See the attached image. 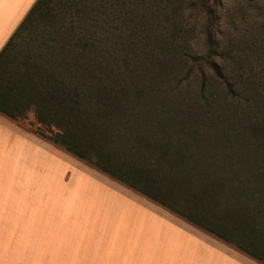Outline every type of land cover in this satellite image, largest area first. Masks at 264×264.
<instances>
[{
    "label": "trees",
    "instance_id": "trees-1",
    "mask_svg": "<svg viewBox=\"0 0 264 264\" xmlns=\"http://www.w3.org/2000/svg\"><path fill=\"white\" fill-rule=\"evenodd\" d=\"M60 2L36 0L0 51V113L20 120L31 112L50 133L49 142L153 201L178 208L196 226L264 264V162L247 160L254 149L215 154L209 161L211 156L195 155L191 147L171 140L165 99L159 106L154 102L166 97L152 96V86L140 84L132 71L129 79L122 78L90 39L39 28L37 19L59 14ZM221 6L222 0L188 1V8L206 18L204 52L175 48L172 56L183 55L189 62L184 77L152 81L179 83L199 74L200 97L208 108L215 91L204 74L207 69L224 87L216 96L221 92L236 99L234 113L251 116L264 129L262 98L246 86H235L214 59L221 55L213 35L219 30L216 10ZM172 62L164 63L168 71ZM115 228L114 222L109 232Z\"/></svg>",
    "mask_w": 264,
    "mask_h": 264
},
{
    "label": "rangeland",
    "instance_id": "rangeland-1",
    "mask_svg": "<svg viewBox=\"0 0 264 264\" xmlns=\"http://www.w3.org/2000/svg\"><path fill=\"white\" fill-rule=\"evenodd\" d=\"M188 1L73 0L70 3L61 0L59 14L44 13L37 22L39 28H42L41 24L60 37L72 38L74 34L90 39L95 46L102 48L108 64L119 69L122 78L129 79V71H132L140 84L160 86L161 92L151 87V93L155 97H166L157 98L154 102L159 106L165 99L163 105L170 112L168 120L171 127L188 129L192 137H198L221 154L231 155L238 149L252 147L255 155L247 160L254 161L255 165L262 164L263 126H257L251 116L234 113L236 99H230L221 92L216 96L218 89L224 92V87L209 70L205 69L204 74L215 96L208 99V108L200 97L199 74L194 73L189 80L177 83L184 77L189 62L185 64L183 55L173 57L174 49L183 47L194 55L204 52L203 26L206 18L196 8L189 9ZM216 11L221 17L219 30L213 33L219 42L218 52H221L214 58L216 63L224 68L235 86L248 87L264 101V0H222V6ZM170 58L172 70L168 71L166 68L169 66L165 67L164 63L171 61ZM174 75L177 81H152L153 77L159 76L163 81L169 76L172 79ZM13 123L24 133L34 134L53 145L47 140L50 133L40 127L31 112L25 119L14 120ZM56 150L65 160L81 164L98 174L60 147ZM64 167L61 187L47 180L45 214L29 216L36 232H28L26 238L31 241L38 239L43 244L37 249L39 255L31 253L30 260L34 263L48 257V264H65V261L83 264L85 260L92 264H108L98 262L103 253L99 247L93 246L102 240L129 237V232L120 223L121 219L112 215L110 208L106 210L96 202L91 206L84 191L73 192V165L68 164L66 170ZM79 183L82 185L83 180ZM114 222L116 228L109 232ZM73 259L79 262L73 263Z\"/></svg>",
    "mask_w": 264,
    "mask_h": 264
},
{
    "label": "crops",
    "instance_id": "crops-1",
    "mask_svg": "<svg viewBox=\"0 0 264 264\" xmlns=\"http://www.w3.org/2000/svg\"><path fill=\"white\" fill-rule=\"evenodd\" d=\"M35 1L0 0V51ZM13 121L0 113V264L50 263L48 257L34 263L30 260L31 253L39 255L37 249L43 244L38 239L31 241L26 238L28 232H36L29 216L45 214L47 180L61 187L62 166L66 170L68 164L73 165V192L79 189L84 191L91 206L96 202L106 210L110 208L112 215L121 219L120 223L125 225L130 235L128 238L106 239L95 244L93 247H99L103 253L98 262L262 264L196 226L183 217L175 206L171 210L69 153L99 175L81 164L65 160L56 150L59 146L47 144L34 134L24 133ZM171 134V140L191 147L195 155L201 151L202 156H211L209 161H214L215 154L229 156L215 152V148L196 136L192 137L188 129L173 127ZM80 180H83L82 185ZM35 250L38 252L34 253ZM78 262L73 259V263ZM83 264L92 263L85 260Z\"/></svg>",
    "mask_w": 264,
    "mask_h": 264
}]
</instances>
